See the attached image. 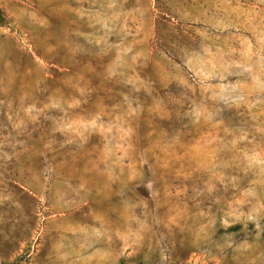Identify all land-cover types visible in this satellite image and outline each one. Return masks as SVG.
Instances as JSON below:
<instances>
[{
    "label": "rangeland",
    "instance_id": "rangeland-1",
    "mask_svg": "<svg viewBox=\"0 0 264 264\" xmlns=\"http://www.w3.org/2000/svg\"><path fill=\"white\" fill-rule=\"evenodd\" d=\"M0 9V264H264V0Z\"/></svg>",
    "mask_w": 264,
    "mask_h": 264
},
{
    "label": "trees",
    "instance_id": "trees-1",
    "mask_svg": "<svg viewBox=\"0 0 264 264\" xmlns=\"http://www.w3.org/2000/svg\"><path fill=\"white\" fill-rule=\"evenodd\" d=\"M3 19H4V14H3V12H2L1 9H0V22H2Z\"/></svg>",
    "mask_w": 264,
    "mask_h": 264
}]
</instances>
